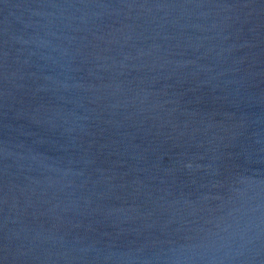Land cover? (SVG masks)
I'll list each match as a JSON object with an SVG mask.
<instances>
[{
  "label": "water",
  "instance_id": "obj_1",
  "mask_svg": "<svg viewBox=\"0 0 264 264\" xmlns=\"http://www.w3.org/2000/svg\"><path fill=\"white\" fill-rule=\"evenodd\" d=\"M0 264H264V0H0Z\"/></svg>",
  "mask_w": 264,
  "mask_h": 264
}]
</instances>
